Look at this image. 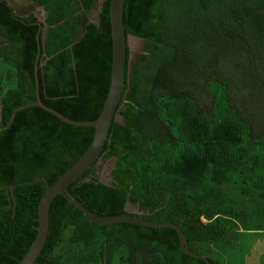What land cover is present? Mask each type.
Here are the masks:
<instances>
[{
  "label": "trees",
  "instance_id": "1",
  "mask_svg": "<svg viewBox=\"0 0 264 264\" xmlns=\"http://www.w3.org/2000/svg\"><path fill=\"white\" fill-rule=\"evenodd\" d=\"M28 1L44 8L45 23L0 0V63L15 74L12 88L0 86V264L24 259L48 186L95 136L40 107L8 128L15 110L37 101V39L41 100L66 118L96 121L112 78L111 0ZM123 25L145 47L134 60L127 47L126 87L101 154L102 165L116 160L113 179L105 185L89 171L69 191L99 217L125 215L130 204L138 214L127 215L185 221L189 249L211 264H262L264 121L248 107L245 118L224 70L235 55L264 65V0H126ZM37 264L207 263L185 254L173 229L90 223L57 196Z\"/></svg>",
  "mask_w": 264,
  "mask_h": 264
},
{
  "label": "water",
  "instance_id": "2",
  "mask_svg": "<svg viewBox=\"0 0 264 264\" xmlns=\"http://www.w3.org/2000/svg\"><path fill=\"white\" fill-rule=\"evenodd\" d=\"M6 1L15 12V15L21 18L27 17L30 14L38 15L39 24L45 23L44 15H41V10L38 9V5L36 3H32L28 0H2ZM126 0H111L110 5V15H111V35L113 42V67H112V78L111 85L109 89V93L103 108V111L100 117L96 121L92 122H77L70 120L58 113L57 111L45 106L40 97V89H39V80H38V70H39V60L41 58V43L39 38V53L36 62V84H37V101L35 103L29 104L25 107L19 108L14 111L8 128H11L15 117L17 114L27 108L30 107H40L47 111L48 113L54 115L62 122L76 126V127H93L95 129V136L92 144L85 152V154L79 159V161L71 167L64 175H62L58 181L53 186H48L47 192L42 199L39 211H38V234L31 245L28 253L21 261L20 264H37V260L44 250L46 243L48 241V237L50 234V209L51 204L57 196L64 197L70 204H72L76 209L80 210L89 220L90 223L100 224V225H113V224H131L137 225L140 227L147 228H170L176 231L181 248L185 254L190 257L198 258L204 260L207 264H211L204 257L199 256L193 253L187 243V238L182 230V226L185 221H182L180 225H176L169 222L157 223L151 222L148 220H144L138 216L127 215L132 213L130 211L131 205H126L127 214L121 216L114 217H99L90 212L76 197L72 195L69 191V186L78 181L79 179H83L87 172L92 171L95 167H97L101 162V154L104 150L106 142L109 140V133L111 129V125L113 121L116 119V113L120 101L123 97L125 87H126V73H127V47L130 46L133 40H142L140 38L128 35H125L124 25H123V12L125 8ZM84 23L82 26V32L78 35L76 43L80 42L85 33L86 27L89 24V19L86 15H83ZM46 32L45 30L42 45L46 43ZM144 41V40H143ZM130 49V48H129ZM121 120V118H117ZM116 160L113 159L111 163L109 162L106 170L100 174V182L105 185H109V182L112 181V170L115 168ZM41 179H37L40 181ZM83 182H90V177L86 176ZM14 190V187L11 189ZM15 200V197L13 196ZM133 213L138 214V211H134Z\"/></svg>",
  "mask_w": 264,
  "mask_h": 264
},
{
  "label": "rangeland",
  "instance_id": "3",
  "mask_svg": "<svg viewBox=\"0 0 264 264\" xmlns=\"http://www.w3.org/2000/svg\"><path fill=\"white\" fill-rule=\"evenodd\" d=\"M144 47L145 42L143 40H133L129 46L131 60H134L144 50ZM227 66L228 68H225L224 71L232 75V83L234 84L232 87L234 90L236 89L238 99L245 101H238L234 94L233 98L236 100L237 106L245 114V118L251 120L247 112L248 107L255 121H264V65L261 63L255 66L250 65L246 57L239 61L238 55H235L234 58L230 59ZM8 77H12L15 80L13 70L0 63V86L4 89L14 86V80H7ZM135 210L133 207L130 208L132 212ZM256 260L257 256L255 257Z\"/></svg>",
  "mask_w": 264,
  "mask_h": 264
},
{
  "label": "crops",
  "instance_id": "4",
  "mask_svg": "<svg viewBox=\"0 0 264 264\" xmlns=\"http://www.w3.org/2000/svg\"><path fill=\"white\" fill-rule=\"evenodd\" d=\"M37 4V3H36ZM38 5V4H37ZM38 9L39 10H41L42 12H41V15H44V17H45V22H46V19H47V17H48V14L45 12V10H44V8L43 7H39V5H38ZM14 10V9H13ZM31 15V14H30ZM33 15H35V14H33ZM29 16V15H28ZM37 18H38V15H35ZM85 19V18H84ZM7 46V44H5V43H3V42H1L0 41V47H6ZM1 108V107H0ZM259 256H261L262 257V259H264V244H263V248L261 249V252H259V253H257Z\"/></svg>",
  "mask_w": 264,
  "mask_h": 264
},
{
  "label": "flooded vegetation",
  "instance_id": "5",
  "mask_svg": "<svg viewBox=\"0 0 264 264\" xmlns=\"http://www.w3.org/2000/svg\"><path fill=\"white\" fill-rule=\"evenodd\" d=\"M108 163H109V161L107 162V163H105L104 165H102V160H101V162H100V164L97 166V167H95L92 171H91V173H96V174H98L99 176H100V178H101V173H102V171L104 172L105 170H106V167H107V165H108ZM103 167H102V166ZM100 167H102L101 168V170H100ZM134 212V211H133Z\"/></svg>",
  "mask_w": 264,
  "mask_h": 264
}]
</instances>
